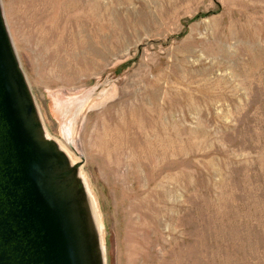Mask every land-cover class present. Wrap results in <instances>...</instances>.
I'll return each mask as SVG.
<instances>
[{
  "label": "rangeland",
  "instance_id": "obj_1",
  "mask_svg": "<svg viewBox=\"0 0 264 264\" xmlns=\"http://www.w3.org/2000/svg\"><path fill=\"white\" fill-rule=\"evenodd\" d=\"M0 4L104 264H264V0Z\"/></svg>",
  "mask_w": 264,
  "mask_h": 264
},
{
  "label": "water",
  "instance_id": "obj_2",
  "mask_svg": "<svg viewBox=\"0 0 264 264\" xmlns=\"http://www.w3.org/2000/svg\"><path fill=\"white\" fill-rule=\"evenodd\" d=\"M78 168L45 135L0 4V264H104Z\"/></svg>",
  "mask_w": 264,
  "mask_h": 264
},
{
  "label": "bare ground",
  "instance_id": "obj_3",
  "mask_svg": "<svg viewBox=\"0 0 264 264\" xmlns=\"http://www.w3.org/2000/svg\"><path fill=\"white\" fill-rule=\"evenodd\" d=\"M97 149H99V148H97ZM99 150L102 152L100 154H103V155H106V156H108L109 154L111 155V153L110 152H107L104 148H102V149L100 148Z\"/></svg>",
  "mask_w": 264,
  "mask_h": 264
}]
</instances>
